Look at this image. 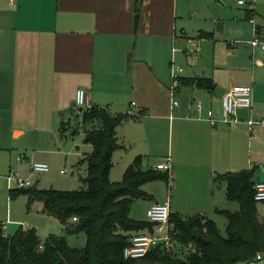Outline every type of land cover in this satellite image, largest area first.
I'll list each match as a JSON object with an SVG mask.
<instances>
[{
    "label": "crops",
    "instance_id": "crops-1",
    "mask_svg": "<svg viewBox=\"0 0 264 264\" xmlns=\"http://www.w3.org/2000/svg\"><path fill=\"white\" fill-rule=\"evenodd\" d=\"M204 12L194 0H0L2 174L10 168L15 146L37 142L34 144L39 151L50 150L67 135L75 136L69 128L62 130L61 125L73 123L75 90L84 87L93 104L106 105L112 112H135V117L123 119L115 127L118 140L129 145V153L114 174L109 171L110 179H120L119 173L123 174L132 161V140L136 144L151 142L155 147H164L167 140L155 163L170 157L169 189L162 199L168 200L170 212L201 213L214 219L220 214L215 208L229 206L230 200L225 182L213 181L217 173L254 168L253 179H264V131L250 130L244 121L251 114L264 116L263 48L249 41L251 47L246 48L250 56L243 61L232 59L230 64H219L215 60L206 74L193 68L184 71L182 76L186 77H211L214 87L209 90L179 84L174 93L180 103H171L169 86L176 44L187 38L191 43L194 38L189 33L206 36L199 23ZM253 23L251 34L258 29L264 36V26ZM227 44L235 53L234 43ZM236 83L252 84L254 88L252 107L236 110L242 121H220L212 126L205 119L185 116L188 111L184 101L194 97L201 98L203 113L210 108L220 116L221 96ZM83 144L88 147L81 155L91 150L90 143ZM76 147L79 149L78 144ZM118 150L127 148H116L112 157ZM21 153L27 164L28 159H34ZM29 173L33 180L35 172ZM145 190L150 197L136 198L130 204L133 218L147 219V207L160 200L153 190ZM138 199L145 200L144 217L135 214ZM31 205L48 214L40 200ZM0 223L9 233L7 224Z\"/></svg>",
    "mask_w": 264,
    "mask_h": 264
},
{
    "label": "trees",
    "instance_id": "trees-1",
    "mask_svg": "<svg viewBox=\"0 0 264 264\" xmlns=\"http://www.w3.org/2000/svg\"><path fill=\"white\" fill-rule=\"evenodd\" d=\"M183 83L209 90L214 87L207 76L181 75L180 84ZM72 116L73 123L63 122L62 130L69 128L73 135L82 132L83 141L91 144V150L79 159L86 164V173L81 177L84 185L61 189L32 183L10 188L9 193H25L28 207L32 201L40 200L42 210L55 216L66 231H84L85 244L81 248L70 246L63 235L56 233L40 238L32 226H19L13 233H5L0 225V264H264V220L254 197V168L225 171L213 177L214 183L224 181L226 196L238 202L235 210L215 208L226 218L225 235L212 217L170 212L173 244L154 247L140 259L125 258L122 250L130 235L150 230L154 224L131 217L130 204L136 198L151 196L142 186L148 180L162 177L168 181V169L142 168L141 155H136L120 179H110L112 152L124 146L115 127L135 115L93 104L81 119L76 113ZM73 215L77 217L74 221L70 220ZM174 243L190 245L191 249L185 255L176 254Z\"/></svg>",
    "mask_w": 264,
    "mask_h": 264
},
{
    "label": "rangeland",
    "instance_id": "rangeland-1",
    "mask_svg": "<svg viewBox=\"0 0 264 264\" xmlns=\"http://www.w3.org/2000/svg\"><path fill=\"white\" fill-rule=\"evenodd\" d=\"M194 2L201 9H205V12L199 17V23L201 31H207L209 34L198 37L196 32L189 33L188 35L193 36L197 42L194 45L187 40L188 38L177 43L178 51L173 58V66L182 67V73L193 68L196 72L206 74L211 70L215 60L219 64H230L232 59L243 61L250 56V51H247L246 47H251L249 41L253 39L254 33L251 34L253 22L251 23L249 16H253L254 25L264 26V0H254L255 9L253 11L249 10V2L240 4L237 0H194ZM217 21L223 26L222 29H218ZM227 41L234 43L235 53L231 52L232 47L227 44ZM75 113L72 108V114L74 115ZM164 135L166 137L167 133L165 132ZM82 137V132L75 136L67 135L58 145L52 146L50 150L42 149L39 151L37 149L38 146L34 144L37 142H27L26 146L19 147L20 149L15 146L14 150L11 151L9 169L16 171L21 177L29 178L30 160L45 162L48 165V170L35 172L32 176L34 181L29 178L32 183L39 187L79 188L84 185L81 177L86 173L85 161H79L83 154L79 153L88 147V145L83 144ZM160 138L159 136V140ZM134 141L132 140L133 152L130 155V159H133L135 155H141L142 168L155 164V160L160 157L162 150H165L167 142L165 139L164 147H155L151 142L141 141L136 144ZM77 144L79 149L76 147ZM123 144L127 150H118L112 157L113 166L110 168L112 174L117 171L120 160L129 153V148L127 147L129 145H126L125 142ZM22 151L34 159H28V164L24 161L25 157L18 160V156L22 154ZM61 168H65L66 171L61 172ZM3 172L4 169L0 170V220L7 224L9 233H13L19 226H32L35 227L40 238H44L49 233H56L63 235L70 246L81 248L85 244L86 235L84 231L77 233L66 231L57 218L41 213L33 205L28 207L27 195L23 192L11 196L6 174L3 175ZM119 174L120 178L122 173ZM169 183V178L166 181L164 178L158 177L148 180L142 186L144 189L153 190L156 197L162 200L168 194ZM228 201L230 204L227 203L229 206L225 208L231 210L238 208L236 200ZM134 206L136 209L135 214L144 217L145 200L138 199L135 201ZM258 206L260 217L264 220V202H259ZM214 219L219 232L225 235L226 218L224 215L217 214ZM70 220L74 221L72 217H70ZM190 249V245H181L179 243H174L173 246L176 254L180 255H185Z\"/></svg>",
    "mask_w": 264,
    "mask_h": 264
},
{
    "label": "built area",
    "instance_id": "built-area-1",
    "mask_svg": "<svg viewBox=\"0 0 264 264\" xmlns=\"http://www.w3.org/2000/svg\"><path fill=\"white\" fill-rule=\"evenodd\" d=\"M238 3L244 4L250 3V8H254V0H237ZM254 22V18H250ZM257 29V28H256ZM192 44H196V41L191 40ZM253 46H260L264 49V36L258 29L255 32L253 39L251 40ZM183 68L180 66H173L171 69V82L170 93L172 105H178L180 100L175 97V89L180 84V76L182 75ZM253 85L247 83H236L230 85L221 96V114L216 116L209 108L203 113L202 100L199 97H194L184 101V105L187 109L186 117H193L197 119H205L210 125L214 126L218 122H238L242 121L236 115L237 108L240 107H252L253 105ZM131 105L134 104L132 100ZM93 103L90 101L88 92L84 87H77L74 94L72 108L78 114L81 119L83 113L88 111ZM130 115H134L135 112L131 109L127 111ZM250 130L260 129L264 131V116L251 114L250 117L244 120ZM25 156L21 154L18 159H23ZM154 167L159 169H168L170 166V157L165 156L162 160L157 161ZM48 170V165L45 162L30 160L31 172H44ZM61 172L66 171L65 168L60 169ZM7 182L10 188L25 187L31 185L32 181L29 178H24L18 175L14 170L9 169L6 173ZM255 200L258 202H264V179L256 180L254 183ZM147 219L153 221L152 229L141 230L133 232L130 235L129 242L123 247L122 254L125 258L140 259L150 249L157 246H169L173 244V232L172 222L170 221V207L168 200H155L146 209ZM73 220H76L75 215L72 216ZM4 225L1 224V227ZM261 255L259 254L258 257Z\"/></svg>",
    "mask_w": 264,
    "mask_h": 264
},
{
    "label": "water",
    "instance_id": "water-1",
    "mask_svg": "<svg viewBox=\"0 0 264 264\" xmlns=\"http://www.w3.org/2000/svg\"><path fill=\"white\" fill-rule=\"evenodd\" d=\"M218 90H219V86H216V87H215V92L217 93Z\"/></svg>",
    "mask_w": 264,
    "mask_h": 264
}]
</instances>
